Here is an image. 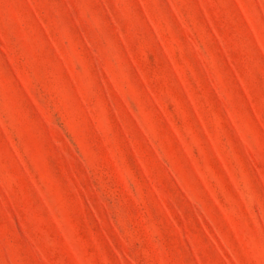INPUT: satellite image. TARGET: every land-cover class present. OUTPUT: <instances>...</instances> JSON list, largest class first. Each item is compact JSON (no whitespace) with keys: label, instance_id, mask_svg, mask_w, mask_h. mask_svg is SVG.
I'll use <instances>...</instances> for the list:
<instances>
[{"label":"rangeland","instance_id":"374dc122","mask_svg":"<svg viewBox=\"0 0 264 264\" xmlns=\"http://www.w3.org/2000/svg\"><path fill=\"white\" fill-rule=\"evenodd\" d=\"M0 264H264V0H0Z\"/></svg>","mask_w":264,"mask_h":264}]
</instances>
